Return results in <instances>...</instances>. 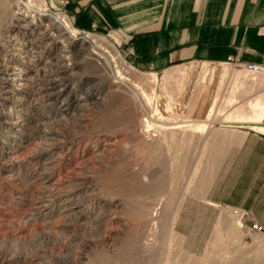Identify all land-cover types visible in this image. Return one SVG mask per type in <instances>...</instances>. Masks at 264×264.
I'll use <instances>...</instances> for the list:
<instances>
[{
  "label": "rangeland",
  "instance_id": "1",
  "mask_svg": "<svg viewBox=\"0 0 264 264\" xmlns=\"http://www.w3.org/2000/svg\"><path fill=\"white\" fill-rule=\"evenodd\" d=\"M149 1L156 16L159 0ZM126 4L147 5L0 0V264H264V158L248 154L226 175V196L242 206L199 197L204 151L168 131L206 130L157 110L159 79L136 63L151 38L133 45L121 35ZM232 64L220 66L209 122L216 110L243 122L264 99L263 74L249 81ZM262 121L250 125L264 139Z\"/></svg>",
  "mask_w": 264,
  "mask_h": 264
},
{
  "label": "crops",
  "instance_id": "2",
  "mask_svg": "<svg viewBox=\"0 0 264 264\" xmlns=\"http://www.w3.org/2000/svg\"><path fill=\"white\" fill-rule=\"evenodd\" d=\"M144 2L147 5L137 13L131 11L135 5L119 7L124 12L129 9L126 16L118 19L119 31L127 40L132 39L133 45L151 38L148 57L139 58L136 63L157 75L162 87L157 103L164 105L167 118L175 120L167 123L185 118L206 130L204 133L184 126L187 130L183 131V126H179L168 131L176 135L177 141L204 151L199 165L209 169L201 171L206 176L195 182L199 197L242 206L244 202L226 196V175L248 154L264 158V139L250 123L224 121L229 110H216L209 122L205 106L215 100L222 75L220 66L230 56L259 61L264 55V0H159L156 16H152L150 1ZM179 85L191 86L194 93L168 92L169 87ZM166 102L175 104V109H166ZM179 133L186 137L178 136Z\"/></svg>",
  "mask_w": 264,
  "mask_h": 264
},
{
  "label": "bare ground",
  "instance_id": "3",
  "mask_svg": "<svg viewBox=\"0 0 264 264\" xmlns=\"http://www.w3.org/2000/svg\"><path fill=\"white\" fill-rule=\"evenodd\" d=\"M28 5H30V4H28ZM57 19H59V21H61V22H63L64 24V28L67 30V32L69 31L70 33H68L71 37H73V38H79L80 40H84L85 41V44H86V42H87V44L89 43V45L91 44V43H93V41H92V39H91V37L89 36V35H87V34H81V33H79V32H77V31H75V30H73L70 26H69V24H68V22L63 18V17H59V18H57ZM61 25V24H60ZM63 27V26H62ZM65 30V31H66ZM79 34V36H77ZM232 73H234L233 72V70H232ZM235 74V73H234ZM250 74V73H249ZM251 75V74H250ZM155 76V75H154ZM231 76V75H230ZM262 76V75H261ZM263 76H264V74H263ZM262 76V77H263ZM121 77V76H120ZM233 77V76H232ZM262 77H260V76H258V79L259 78H262ZM244 78V77H243ZM248 77H246V79H247ZM18 79H21V78H17V80ZM231 79V78H230ZM245 79V80H246ZM249 79V81H256V77H255V74H254V76H252L251 75V77H249L248 78ZM257 79V80H258ZM261 80V82H262V79H260ZM12 81H16V78H14V79H12ZM243 81H244V79H241V83L243 84ZM248 81V80H247ZM263 81H264V78H263ZM239 82V83H240ZM259 82V81H258ZM258 82H256V83H258ZM254 82H252V84H253ZM255 83V84H256ZM247 84H250V83H248L247 82ZM252 84H250L251 86H252ZM262 84H264V82L262 83ZM18 85H21V84H18ZM132 86V85H131ZM257 86V85H256ZM258 86H259V84H258ZM262 86V85H261ZM258 96V95H257ZM168 105V104H167ZM173 105V104H172ZM213 106H214V104H212V103H208V102H206V109H207V113L209 114L212 110H213ZM248 106L250 107V110L252 111L251 112V114L249 115V116H247V117H242V116H240L241 117V119H243V120H245V121H243V122H247V123H252V124H256V125H258L259 123H261V122H263L262 120H263V118H264V99L263 98H261V97H257V99H255L254 101H252V102H250L249 104H248ZM168 107H169V105H168ZM157 110H159V109H162V106H160V104L159 103H157ZM166 108V107H165ZM215 112V111H214ZM150 115H149V119H150ZM235 118H237V117H235ZM201 121V120H200ZM203 121V120H202ZM147 122H148V120H147ZM255 128H256V126H254ZM106 145V144H105ZM35 168V167H34ZM234 209H237V208H233L232 209V215L234 216V217H239V218H241V216H240V213H242V211L241 210H239V209H237V211L238 212H234ZM240 220V219H239ZM172 233H170L169 235L170 236H172L171 235ZM175 238V237H174ZM172 239V238H171ZM176 239V238H175ZM176 241V240H175ZM179 241V240H178ZM174 242V241H173ZM175 246H177V245H175ZM173 248H171V250H172ZM166 251H168V249H166ZM175 252V251H174ZM173 252V253H174ZM168 253H170L169 251H168ZM172 254V253H171ZM176 255V254H175ZM168 256V255H167ZM170 256V255H169ZM168 260L166 261V264H176L175 262H176V260L173 258V257H169V258H167ZM184 259V258H183ZM182 260V259H181ZM185 260V259H184ZM178 261H179V259H178ZM182 263V262H181ZM193 264V263H192Z\"/></svg>",
  "mask_w": 264,
  "mask_h": 264
},
{
  "label": "built area",
  "instance_id": "4",
  "mask_svg": "<svg viewBox=\"0 0 264 264\" xmlns=\"http://www.w3.org/2000/svg\"><path fill=\"white\" fill-rule=\"evenodd\" d=\"M230 62H232L233 67H239L241 66L243 70H245L247 73L250 74H264V55L261 57L259 61H245L240 62V59L235 57H229ZM234 212H238L237 209H234ZM245 214V211H242L240 213V216L242 217ZM254 228H257V225H253Z\"/></svg>",
  "mask_w": 264,
  "mask_h": 264
}]
</instances>
